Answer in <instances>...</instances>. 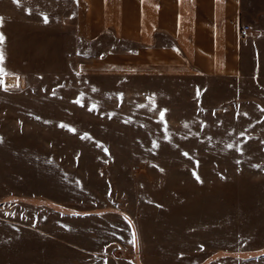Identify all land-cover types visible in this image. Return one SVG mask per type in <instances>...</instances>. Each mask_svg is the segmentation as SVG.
Instances as JSON below:
<instances>
[{
	"label": "rangeland",
	"instance_id": "1",
	"mask_svg": "<svg viewBox=\"0 0 264 264\" xmlns=\"http://www.w3.org/2000/svg\"><path fill=\"white\" fill-rule=\"evenodd\" d=\"M77 8L0 0V264H264V66L99 74Z\"/></svg>",
	"mask_w": 264,
	"mask_h": 264
},
{
	"label": "crops",
	"instance_id": "2",
	"mask_svg": "<svg viewBox=\"0 0 264 264\" xmlns=\"http://www.w3.org/2000/svg\"><path fill=\"white\" fill-rule=\"evenodd\" d=\"M75 15L99 74L247 80L264 66V0H78Z\"/></svg>",
	"mask_w": 264,
	"mask_h": 264
},
{
	"label": "built area",
	"instance_id": "3",
	"mask_svg": "<svg viewBox=\"0 0 264 264\" xmlns=\"http://www.w3.org/2000/svg\"><path fill=\"white\" fill-rule=\"evenodd\" d=\"M250 31H251L250 25H243L242 29L240 31V37H242V38L248 37L250 34Z\"/></svg>",
	"mask_w": 264,
	"mask_h": 264
},
{
	"label": "snow or ice",
	"instance_id": "4",
	"mask_svg": "<svg viewBox=\"0 0 264 264\" xmlns=\"http://www.w3.org/2000/svg\"><path fill=\"white\" fill-rule=\"evenodd\" d=\"M44 20H45V23H47V18H46V17L44 18ZM3 40H4V37H3L2 34H0V43H2ZM0 61H2V57H0ZM94 90H95V89H94ZM161 116H163V112L161 113Z\"/></svg>",
	"mask_w": 264,
	"mask_h": 264
}]
</instances>
